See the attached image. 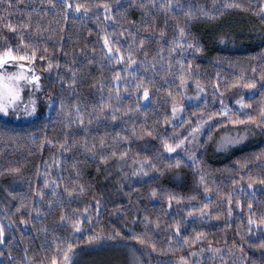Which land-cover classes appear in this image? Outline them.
Returning a JSON list of instances; mask_svg holds the SVG:
<instances>
[{
    "label": "trees",
    "instance_id": "obj_1",
    "mask_svg": "<svg viewBox=\"0 0 264 264\" xmlns=\"http://www.w3.org/2000/svg\"><path fill=\"white\" fill-rule=\"evenodd\" d=\"M30 2L39 6L38 0H30ZM69 2L75 3L76 0H69ZM189 2L194 8L202 6L210 9L212 5V0H182L185 4ZM250 3L254 10L260 0H250ZM19 7V12L13 8L11 14L4 8H0V42H3V37H8L10 43H15L17 34L8 31L4 24L10 22L18 25L26 18L25 5L21 4ZM67 14L69 19L63 33L65 36L63 51L58 46V37L51 40L44 39L49 35L48 32H45L43 37L36 34L25 36L26 40L40 41L41 48H48L47 53L41 54L49 57L53 65H60L59 68L54 66L51 71L47 70L49 62L47 59L38 60L34 65L37 74L44 82L46 94L53 100L52 106L47 113L40 114L30 121L12 123L0 119V172L4 173L0 175V223L13 224V227L6 229V243L0 245V252L6 254L0 257V264H10L6 258L9 251L13 257L20 259L24 255V249L29 250L30 260L50 264L51 257L55 254L56 244L60 240L70 239L74 247H80L89 244V237L97 233L107 237L114 232H119L120 235L113 236L111 240L136 242L132 237L146 231L143 223L145 215L153 221L159 218L161 229L156 230L154 224L149 225V237L152 241L161 242L165 248H167L165 237L170 235V232L164 229L168 224L175 222L182 224V235L189 239L199 232L205 233L206 237L203 245L182 247L176 252V256H161L158 252H152L146 245H142L148 264L172 261L190 252H196L199 257L206 259L202 264H207L211 260L214 264H220L219 257H213V253L208 251L201 253V248L207 249L209 242L213 248H227L233 242L239 243L247 257L260 264L262 250L249 247L248 242L256 243L264 240V226L257 229L253 225V231L249 234L247 202H254L253 207L257 216L264 214V185L257 184L253 189H248L247 181L234 184L233 178L235 177L238 181V161L247 159L254 152L264 150L263 136L256 135L238 147L230 146L226 150L215 151L213 146L222 134L231 130L236 131L239 126H243L240 129H245L247 126H234L227 123L228 117L224 116H215L208 123H202V131L197 135L196 144L189 147L202 161L200 167L204 170L206 183L212 189L207 194L203 186L199 185V178L194 169L188 166L191 162L187 156V160L181 156L186 155L185 152L178 150L177 153L169 155L164 152L159 138L186 134L191 125L182 124V122L197 121L202 116L207 118L209 113L220 112L222 109L220 99H223L224 105L231 109V114H238L241 119L246 112L257 115L253 109L264 102V97H261L259 90L228 88L225 91L224 86L240 80L242 76L253 77L250 65L257 66V79L264 71V67L259 66V57L264 56V24H261L259 18L250 12L240 10H228L227 14L214 21H194L190 25V30L193 37L199 41L202 51L193 53L188 50L181 58L177 50L175 59H182L185 62V72H190L191 76L186 75L184 79H190L196 83L199 81L205 90V99L195 105H186L179 122L167 127L171 120V102L178 97L181 87V81L176 75L178 66L172 68L173 75L167 74L159 65L155 75L152 72L145 73L142 69L138 72L132 70L122 72L130 86L136 82L135 77L146 78L144 86L149 91V99L144 100L141 91L139 112L123 116L115 124L110 121L94 120L86 132H81L77 126L73 125L72 131L76 133L75 138L78 143L70 152L62 153L59 144L52 146L45 140L47 138L51 141L64 142L66 129L61 123L62 117L59 114L61 101L73 106L77 99L87 102L91 98L98 101L99 96L92 85L102 79L109 81L113 75L109 68L120 67L114 64L107 68L101 67V63L107 64V61H101L99 50L102 44V40H99L97 36V33L102 30L100 22L95 18L84 19L83 22L73 19L77 15L74 10L68 11ZM128 16L129 19H138L139 13L130 9ZM47 19H52V16L50 15ZM56 19L59 20L60 17L57 16ZM171 35L169 30L168 36ZM121 43L126 51L128 41L121 38ZM146 47L151 59L158 45L146 43ZM93 48L96 49L95 53L92 52ZM89 58H94L97 62L89 64ZM135 58L140 59V57ZM187 64L191 65L190 69ZM69 66L78 70L74 89L68 87L72 75L68 70ZM166 67L167 61H165ZM217 77H219L220 90L223 92L222 97L219 94L214 95ZM147 80L154 82L149 85ZM169 93H172L171 97ZM121 95L120 103L123 108L136 106L137 93L134 90L130 95L122 89ZM241 96L244 97L245 103H252L253 109H240L236 101ZM221 121L224 122L223 125ZM148 129L153 131V136L146 135ZM133 130L136 135H133ZM117 133L120 136L127 135L129 138L128 142H121L116 146L118 153L129 150L125 160L111 157L112 148L108 145H111L112 138ZM85 138L90 145L93 142L96 143L97 151H100V138H104L107 145L102 151L110 158L102 163L99 154L93 159L91 153H84L80 145ZM176 159H182L186 163L179 169L170 167V163L174 164ZM85 160L87 163H84ZM149 160L157 164V170H150L147 176L132 175L133 169L138 168L140 162ZM73 164L79 169V175L73 168ZM250 167H253V171H257L254 166ZM9 168H19L20 173L11 174L7 171ZM175 176H178V179L174 180ZM45 180L50 182L48 188L44 187ZM53 180L59 184L56 188L58 193L56 196L52 195L51 181ZM80 186L85 189L84 194L80 196L73 194L69 197L64 191L65 187L78 190ZM241 187L245 189V192L235 194V199L241 201V206L237 207L233 204V214L228 217L224 207L226 204L224 197L227 193L233 192L234 188ZM37 188L45 194L43 201L35 196ZM154 189L161 193L182 196L185 202L177 205L173 201V206L169 209L166 195H158L156 199L149 197L150 191ZM253 190L254 197L250 195ZM191 196H195L196 199L188 200ZM206 196L211 200L209 210L213 213L219 212V217L213 215L201 219L199 213H195L191 218L188 217L185 209L192 205L202 207L204 203H208ZM98 200L101 202L99 215L95 210ZM21 202L27 207L21 208V211L17 213L16 208L21 205ZM49 203L53 205L51 209L48 208ZM33 207L39 208L42 215L37 217L36 213L31 211ZM85 209L88 210L87 216L84 215ZM61 215L82 217L84 220L81 225L82 230L75 233L70 223L62 225ZM89 217L91 223H88ZM20 219H25L27 224H20ZM44 228H47V232L42 230ZM238 232L240 235H237ZM225 240L228 244H225ZM173 244L175 245V241ZM197 255L191 259L198 261ZM236 256H240L238 251Z\"/></svg>",
    "mask_w": 264,
    "mask_h": 264
},
{
    "label": "snow or ice",
    "instance_id": "obj_2",
    "mask_svg": "<svg viewBox=\"0 0 264 264\" xmlns=\"http://www.w3.org/2000/svg\"><path fill=\"white\" fill-rule=\"evenodd\" d=\"M24 4V13L26 18L18 25H13L10 22H6L4 27L17 34L15 43H10L8 37H3V42H0V113L7 115L9 107L13 111L19 110L21 104L23 105V111L28 115H33L36 112V100L33 98L34 94L42 91L41 86V76L37 74L34 65L38 60L44 61L49 60L47 64V70L51 71L55 66L59 68L60 65H53L50 58L41 53H47L48 48L40 46V41L38 40H26L25 36L29 34H36L43 37L45 32L49 35L44 38L46 40H51L54 37H58V46L61 51H63V41L65 36L66 25L68 23V11L74 10L77 14L73 19H79L83 22L84 19L95 18L102 25V30L97 33L98 39L102 40L100 45L101 61H107V64L101 63L102 68H107L109 65H117L119 68H109L113 72V75L109 81L100 80L98 83L92 85L96 88L99 100L89 99L87 102L84 100L77 99L75 106L70 104H65L63 101L60 103L59 114L62 117L61 123L65 125L66 131L64 132V142L51 141L45 138L46 143L56 146L59 144L62 153H67L72 150L78 143L76 140V133L72 131V126H77L81 132H86L88 126L95 121H110L113 124L117 120L122 119L123 116H129L132 112H139V100L141 96L139 93L142 91V98L144 100L149 99V91L145 87V79L135 77V83L131 86L127 82V77L122 75V72L139 71L148 73L152 72L155 75V70L159 65L169 75H173L172 68L178 66L177 78L181 81V87H187L184 77L191 76L190 72H185V62L182 59H175L177 55V50H179V56L184 57L186 51L191 50L193 53H200L202 51L200 43L197 39L193 37L190 30V25L194 21H214L220 16L227 14L228 10H240L247 11L253 14L255 17L259 18L261 24H264V0H260L258 6L253 10L250 0L245 2V0H212V5L210 9H206L202 6H194L189 2L187 4L182 3V0H76L75 3L69 2V0H38L39 6L35 3H31L30 0H0V8L8 11L11 14L13 8L17 12L20 11V5ZM30 9V10H29ZM133 10L139 13L138 19H129L128 12ZM102 10V11H101ZM91 14V15H90ZM52 16V19H47V17ZM59 16L60 19L57 20L56 17ZM111 29V31L109 30ZM171 30L172 35L168 36V31ZM146 34V35H142ZM91 35V32H89ZM121 38L128 41L127 48L125 51L124 45L121 43ZM148 44L158 45L154 56L149 59V51L146 47ZM92 52L95 53L96 49L93 48ZM39 54V55H38ZM85 55H87L85 53ZM135 57H140L136 59ZM165 61H167V67L165 68ZM75 62V61H73ZM94 58H89L88 63H96ZM136 66V68H133ZM259 66L264 67V56L259 57ZM190 69L191 65L187 64ZM251 71L253 77L245 78L241 77L240 80L232 82L230 84H225V91L228 88H244L248 90H259L261 97H264V71L256 78L257 66H252ZM43 70V65H41ZM69 72H71V79L68 82V87L75 88L77 83L76 73L78 70L68 67ZM123 81V84L121 82ZM153 80H147V84H153ZM63 83V82H62ZM259 85V89H258ZM123 92L129 93L131 95L134 90L137 93L136 100L137 104L135 107H130L128 109L123 108L121 105ZM197 91L198 93H203L204 88L200 87L199 81H197ZM30 93L25 103L22 99L21 93ZM219 94L220 97L223 96V92L220 90L219 77H217V84L214 85V95ZM172 96V93H169ZM199 99V95L195 97ZM191 99V98H189ZM115 101V103H113ZM240 109H253L251 102L245 103L244 97L241 96L239 100L236 101ZM220 104L222 109L220 112L209 113L207 118L201 117L197 121H183V123H188L191 127L187 130L184 135H177L175 137H163L161 143L163 145L164 152L171 155L176 153L177 150H181L185 153H191L188 156V160L191 162L190 166L194 169L196 176L199 178V185L203 186L205 194L211 192L212 189L208 186L205 180L204 170L200 167L202 161L195 154L190 145L196 144L197 135L202 131V123H208L215 116L228 117L227 123L235 125H245L249 127L252 131L260 130L264 133V102L253 111L257 112V115H252L251 112L244 113V118H239L238 114H231V109L224 105L223 99H220ZM184 109L178 107L176 102L172 103L171 108V119L175 120L177 113H182ZM122 114V115H118ZM235 115V118H233ZM87 121V123H86ZM168 116H165V122L167 123ZM223 125L224 122L221 121ZM133 135H136L135 130H133ZM147 136H153L154 133L151 129L146 130ZM247 139V134L245 136H237L235 138L223 139L218 150H222L226 147L235 146L236 144L242 143ZM129 138L127 135L120 136L118 133L113 136L111 145L112 148L111 157H118L120 160H125L128 156L129 150H124L122 152L116 151V146L121 142H128ZM107 145V141L104 138L99 140L100 151H97V145L93 142L91 145L88 143L87 138L80 145L84 153H91L94 159L97 154L101 156V162L107 161L110 157L107 153L102 151ZM84 163H87L85 160ZM133 163H137L133 161ZM186 162L182 159H176L175 163H170V167L175 169L181 168ZM257 171H253V167ZM123 167V166H122ZM73 168L76 169L77 175H79V169L75 164ZM157 164L152 161L140 162L138 168H134L133 176H147L150 170H157ZM11 174H19V168H9L7 170ZM258 173V174H257ZM0 175H4L0 172ZM237 175L233 178V183L236 182L244 183L247 181V188L253 189L254 185H264V150H260L252 153L247 159L237 162ZM49 181H44V187H49ZM53 185L52 195L56 196V188L59 187L57 181H51ZM64 191L69 197L73 194L80 196L84 194V187L80 186L78 190L65 187ZM236 192L243 194L245 189L243 187L233 190V192L227 193L224 197L226 204L225 210L228 217L233 214L232 205L235 204L237 207L241 206V201L235 199ZM219 195V191L217 192ZM158 195H166L168 208L171 209L173 206V201L177 205H181L185 202V198L182 196H177L171 193H161L159 190H152L149 193V197L156 199ZM250 195L255 196V191L253 190ZM35 196L38 197L40 201L44 200L45 194L37 188L35 191ZM208 203H204L202 207H197L192 205L190 208L185 209L188 217H193L195 213H199L201 219L215 215L217 218L220 213H213L209 210L211 200L209 197H205ZM195 196H191L188 200H195ZM254 202H247V209L249 212L248 232L251 234L253 231V225L256 228L264 226V214L257 216L256 210L253 207ZM101 202L98 200L95 205V210L97 215H99ZM52 204H48V208H52ZM27 205L21 202V205L16 208V212L19 213L21 208H25ZM241 210H243L241 208ZM32 212L36 213L39 217L42 215L39 208L33 207ZM31 213H29L30 215ZM84 215H88V210L85 209ZM255 217V218H254ZM60 221L63 223H70L72 229L75 233H79L81 225L84 223L82 217H70L66 215L60 216ZM20 224H27L25 219L19 220ZM88 223H91V218L89 217ZM135 223V221H133ZM143 223L146 231L141 235H134L132 239L136 243L141 245H146L151 249L152 252H158L161 256H176V252L182 247H194L197 244L203 245L205 243V233L199 232L193 238L182 235L180 222H175L168 224L164 231L170 232V235L165 237L167 242V248L159 241H152L149 237V225L155 226L156 230L161 229L160 220L157 218L155 221L150 219L147 215L144 216ZM13 227L10 222L8 225L0 223V245L6 243V229ZM47 232V228L42 229ZM119 232H114L113 235L107 237H102L99 233L95 236L89 237V242H95L103 238L109 240L113 239V236H119ZM237 235H240L238 232ZM243 239V237H242ZM175 241V245L173 244ZM225 244L228 241L225 240ZM249 247H256L262 250V258L260 264H264V240L256 243L248 242ZM159 249V251H158ZM201 253L208 251L213 253V257H219L220 264H257L255 260H251L247 257L244 252V248L236 242H233L227 248H213L212 244L209 242L207 249L201 248ZM240 253V256H236V252ZM55 254L51 257L50 264H81V261L75 258V247L70 239L60 240L55 247ZM6 254L0 252V257H4ZM142 255V254H141ZM196 252H190L187 255H180L172 261H158L157 264H202L192 260L191 257H195ZM8 261L10 264H43V261L35 262L34 259H29V250L24 249V255L20 259H16L11 255L9 251L7 253ZM48 259V257H45ZM130 264H147L146 261L142 260L136 255L135 252L132 253V259Z\"/></svg>",
    "mask_w": 264,
    "mask_h": 264
},
{
    "label": "rangeland",
    "instance_id": "obj_3",
    "mask_svg": "<svg viewBox=\"0 0 264 264\" xmlns=\"http://www.w3.org/2000/svg\"><path fill=\"white\" fill-rule=\"evenodd\" d=\"M185 81H186L187 87H180V92H179L178 97L171 102L170 116H171V108H172L173 102H176L178 107H182L184 109L186 105H195L205 99V96H206L205 90L203 93H198L196 82L190 79H185ZM41 86H42V91L35 93L33 97L36 100L35 114L28 115L27 113H25L23 111V105L21 104V107L19 110L13 111L11 107H9L7 115H5L4 113H0V119L8 121V122H12V123L13 122H24L27 120L29 121L33 120L35 117L39 116L40 114L47 113L49 108L52 106L53 100L48 94H46L45 88H44L45 87L44 82L42 80H41ZM200 87L202 86L200 85ZM29 94L30 93L28 92L21 93L22 99L25 103L27 102ZM198 95H199V99H196L195 97H197ZM181 116H182V113H177L176 119L175 120L171 119L167 127L173 126L176 123H178L179 120L181 119ZM242 127L243 126H239L237 127V129H240ZM237 129L236 131L231 130L229 132L222 134L213 146L215 151H217L218 148L220 147L222 140L229 138V137L235 138L238 135L245 136L247 134V139L242 143L236 144L235 146L237 147L245 143L246 141L253 139L256 135H262L264 138V133H261L260 130L252 131L249 127L245 129H240L239 131ZM227 148L228 147L222 150H226ZM222 150H219V151H222ZM172 154H175V153H172ZM185 154L186 155L184 156L181 155V156L185 158L187 156L188 158V156L191 153H185ZM173 178L174 180L175 178L178 179V176H175ZM101 236L105 237L103 235ZM143 251H144V247L136 242H125L123 240H118V239L109 240L107 238H103L93 243H89V244H86L80 247H75V253H76L75 258L81 261V264H130L133 252H135L136 255L140 257L142 260L146 261ZM196 258L199 262H202V263H204L206 260L199 256ZM208 259H213V258H208ZM207 264H214V261L211 260Z\"/></svg>",
    "mask_w": 264,
    "mask_h": 264
}]
</instances>
